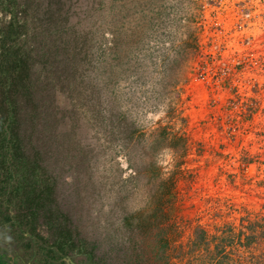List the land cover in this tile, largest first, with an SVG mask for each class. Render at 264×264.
Masks as SVG:
<instances>
[{"label": "rangeland", "instance_id": "obj_1", "mask_svg": "<svg viewBox=\"0 0 264 264\" xmlns=\"http://www.w3.org/2000/svg\"><path fill=\"white\" fill-rule=\"evenodd\" d=\"M32 1L41 9V0H0V48L19 50L31 73L32 42L44 39ZM63 9L66 19L54 16L65 30L47 36L50 60L64 39L73 64L48 70L64 88V142L76 136L88 151L93 193L73 200L70 172L83 170L67 164L58 188L64 208L89 209L70 220L98 261L49 251L42 228L32 235L1 207L0 264H115L121 209L147 216L160 180L173 185L172 210L159 245L155 230L137 238L140 264H264V0H64ZM170 134L180 139L173 149L161 139ZM124 151L131 168L151 165L159 181H124Z\"/></svg>", "mask_w": 264, "mask_h": 264}, {"label": "trees", "instance_id": "obj_2", "mask_svg": "<svg viewBox=\"0 0 264 264\" xmlns=\"http://www.w3.org/2000/svg\"><path fill=\"white\" fill-rule=\"evenodd\" d=\"M63 1L41 0V9L32 1V18L41 34L44 33V39L32 42V73L26 64V56L22 53L20 55L19 50L0 48V208L8 214L14 210V220H17L19 225L31 226L32 235L36 228H42L48 236L49 251L69 254L74 250L83 254L84 260L90 263L98 261L91 254L94 243L80 238V227L70 220L80 210L82 215L88 217L89 209L81 206L78 209L64 208L61 203L62 200L65 202L63 192L58 188L60 177L66 173L63 166L67 164L83 170V173L75 169L70 172L75 187L73 200H86L93 193L90 175L84 176L88 168V151L83 150L84 145L81 147L78 144L76 136L71 144L64 142L69 137V133L63 130L65 112L56 103V94L62 93L64 88L52 85L48 70L51 63H56V66L65 65L63 72H66L70 69L67 64H73L66 58V50H63L64 39H57L60 43L54 46L55 50L59 46L56 51L59 60H50L49 49L54 41L47 36L52 31L65 30L55 23L54 16L59 14L63 20L66 19L67 9H63ZM42 46L45 49L42 50ZM39 59L42 74L40 68L39 71L34 70ZM2 66L4 69H1ZM131 138L132 136L122 139V148L127 149L125 140ZM161 139L167 142L171 149L180 141L172 134ZM123 156L127 169L132 173L124 181L133 182L139 175H144L146 180L153 178V181H159L156 168L151 165L146 169L131 168L127 152L124 151ZM81 175L83 177H80ZM159 183L157 187L161 190L154 195V201L150 202L151 212L145 213L147 216H144L143 211L130 213L121 209L117 228L122 229L123 234L119 243L113 244L116 248L115 264L142 262L139 257L145 254L139 250L138 253L135 251L136 248L141 249L138 241L147 236V230H155L154 245H159L160 239L156 240V237L165 225L167 213L164 209L168 207L172 210L169 196L173 187L170 180H160ZM78 185L80 190L76 189ZM125 196L118 194V201H125ZM65 197L70 201L68 195ZM162 244L158 248L161 249ZM86 245L90 246L89 250L85 248ZM155 254L158 260V252ZM144 262H149V259L145 258Z\"/></svg>", "mask_w": 264, "mask_h": 264}]
</instances>
